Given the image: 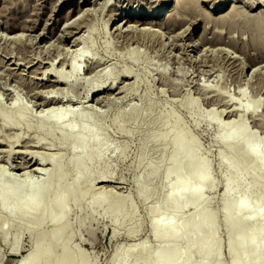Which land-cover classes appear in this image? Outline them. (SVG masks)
<instances>
[{"label":"rangeland","instance_id":"rangeland-1","mask_svg":"<svg viewBox=\"0 0 264 264\" xmlns=\"http://www.w3.org/2000/svg\"><path fill=\"white\" fill-rule=\"evenodd\" d=\"M159 1L91 0L89 6H93V14L90 17L92 21L88 20L91 24L88 28L87 26H84L85 29L82 27L81 33L84 32L83 34H77L81 38L85 35L89 39L86 42H80L78 47L76 45L71 47L72 43H75L72 41L73 37L66 39L64 43L58 39V34L64 25L68 6L81 5V0L66 2L65 0H0V27L4 28L17 23L24 27L22 29L24 31L19 29L24 41L8 40L1 37L0 32V80L2 81H0V150L3 148L0 151V188L2 183H13L7 180V176H4L1 169L4 166L7 167L6 174L9 173L10 179L16 183L25 181L33 183L36 187L53 174L52 165L44 163L43 166L37 164L41 169L30 170L27 176L26 174L23 176L21 173L23 170L21 171L18 166L25 164L26 159H31L33 153L30 152L31 150L34 153L38 151L37 154L41 155L47 153L54 155L56 163L63 168L64 179L71 181L74 165L70 162V157L72 154H79L82 147L69 144L66 138L80 131L82 120L77 116L80 113L87 114L88 118L85 122L90 127L99 128L101 131L100 141L89 139L86 145L85 152H91L93 159L87 164V172L82 174V179H86L91 174L92 179L97 176L110 179V181L97 180L94 184L91 181V185L85 181L72 190H65L63 183H59L55 191L42 192V199L36 208H28L23 213L8 214L3 201L0 200V217L7 218L5 223L7 238L4 239L0 234V264H17L16 261L22 253L36 243L38 235L43 236L52 229L49 218L56 207L50 206L45 211L42 222H38L37 219L47 201L56 193L61 192L66 195L63 218L65 226L60 232L58 243L66 244L65 248L72 259V264L82 262L85 264H114L122 259L124 254L126 264L141 263L146 252L152 255L161 244L177 246L182 249L183 254L189 256L188 261L182 259L179 264H198L202 254L196 247V238L200 241L206 238L209 232L205 230L196 235V232L192 233L190 230L191 212L195 208L190 196L185 198L186 206L180 209L175 219L177 225L187 227L179 241L157 237L152 229L153 219L174 209L168 202H163L156 211L153 210V206L170 191L169 176L165 174V169L178 165L181 172L188 177V182H194L201 174L200 169H191V162L195 159H198L200 163H207L209 167L210 181L203 183V199L196 203V209L209 212L214 216L215 238L212 251L215 255L211 262L212 264H232V255L229 250L232 232L224 221L223 190L226 182L225 175L233 173L229 171L222 159L233 162L241 161L239 171L243 173L245 182L236 186L234 195H242L248 188V183H252L253 188L250 194L252 204L258 200L264 205V195L258 196L259 189L264 185V171L256 161H251V156L245 152L246 143L244 144L247 135L251 136L248 145H254L259 141V153L264 158V73L252 75L251 68L246 67L242 70L233 67L227 60H224L218 47L225 45L230 54L238 47L241 50L238 49L235 54H240L244 63L250 61L258 63L259 58L264 56V26L254 24L248 15L253 16L257 13L264 15L262 12L264 0H256V3L255 0H225V6L229 3L230 6L222 11L215 9V6L221 4V0H199V3L195 4L196 7L195 5L190 6L191 12L190 10L178 12L175 1L167 3L158 14V19L162 18L165 21L166 13L172 8L174 12L177 11L178 19L182 18L180 12H185L183 14L187 16L183 14L182 16L191 26L189 30H186L185 27H188L185 26L187 25L186 20L181 24L182 26L179 25L178 31L181 28L183 34L179 32L180 36L178 35L177 40L173 39L175 31L177 34V28L173 31L165 27L161 28L160 25L154 26L155 28L158 26L160 31L163 29L159 31L158 39L166 44L157 45L153 41L151 43V41L142 40L139 36L135 37L137 39L131 38L130 40V36L128 38L127 35L123 36L115 31L116 25L123 24L121 18L130 6L136 8L137 11L141 10L144 12L143 15L149 17ZM54 3H56L55 6ZM234 4L238 6L235 9L239 7L241 9V11L235 10L238 11L236 15L233 12L234 15L230 13ZM112 11L113 13L115 11L114 18L106 24L108 20L106 18L110 17ZM223 13H229L230 15H227L231 18L227 17V20L223 22H216L215 20ZM43 25L48 27L45 29L47 39L52 40V43L48 41V45L52 46L48 49H46L47 41L41 39V36L36 37L39 31L44 30ZM30 26H32L31 30L28 29ZM2 30L0 28V31ZM115 32L117 35L114 34ZM162 32L167 36L166 34L163 36ZM203 35L208 39L213 37L219 40L224 39L221 41L224 43L217 45L203 43L198 51L193 50L192 46L188 50L185 49L191 37L198 41ZM43 44L46 46L43 47ZM208 44L211 46H207ZM62 46H66L67 49ZM204 46L207 48L203 50ZM53 47L55 48L50 52ZM43 48L50 54H47ZM60 48L65 51L62 50V52ZM40 49L42 56L39 55ZM48 55L53 57L47 58ZM19 56L24 58H19ZM52 58H55V61ZM71 61L78 65L79 70H71L68 64ZM50 63H53L56 69L63 68L69 73V83L59 84L61 87L50 84L54 76L45 74ZM104 66L102 74L109 77L106 86H109L112 79L116 82L115 86L113 85L112 88L110 86L108 89L106 87V92L101 93L105 95L103 100L106 99L102 100V103V101L97 102L96 99H92L91 95L88 96L86 88L90 74L95 71V68L97 70ZM261 67L262 65H259L258 69ZM20 71L25 73L22 72V74ZM126 71L129 75L122 76ZM261 71L264 72V66ZM34 73L35 76H33ZM98 82L96 80V83ZM31 84L34 85L33 88ZM123 85H128L129 89L125 86L126 90ZM2 86H5V89ZM121 86H123L122 89L119 88ZM63 88L68 95L72 96V99L65 96ZM51 89H54L52 94L68 97V99L64 98V101L68 106L71 104V109L61 117L60 122L64 126L72 124L71 130H63L60 125L52 126L49 122H45L42 129L38 127L43 119L42 115L48 113L47 110L43 111L48 109V106L42 104L44 102L42 98L47 93L45 91ZM20 113H22L21 117H19ZM5 116L10 121L9 125H5L2 121ZM238 125L242 128L239 137L229 143L219 140L220 133ZM177 135L182 137L184 143L192 145L191 161L188 158L182 159L181 162L172 160L173 155L181 156L185 150L183 145L174 142ZM38 137L41 138V143L35 141ZM12 146L14 150L12 157L7 156L9 158L7 160L4 153ZM17 149L23 150L17 152ZM150 165L158 167L161 173L149 175L148 166ZM100 185L101 187L105 185L106 190L108 189L102 194L105 200L101 203L93 200L94 193ZM141 188H147L151 193L150 196H142ZM7 201L10 204L14 203L13 198ZM112 202H115L117 206H110ZM118 212L121 214L118 215ZM262 224L264 223L260 221L244 222L242 224L244 231L239 233L238 237L245 240L246 231ZM17 227L22 232L20 239H16ZM189 237H192L194 242L191 247L187 246ZM48 247L52 257L62 256L60 246L52 243ZM260 257L264 259V253ZM255 260L251 255L244 256L245 262ZM41 264H49V259L44 258Z\"/></svg>","mask_w":264,"mask_h":264},{"label":"bare ground","instance_id":"bare-ground-1","mask_svg":"<svg viewBox=\"0 0 264 264\" xmlns=\"http://www.w3.org/2000/svg\"><path fill=\"white\" fill-rule=\"evenodd\" d=\"M60 1H63V0H60ZM66 1H68V0H65V2ZM81 1H82L81 5L78 4L77 6L75 5L74 7L68 6L67 12L65 13V21L63 23L64 25L62 24L63 26L61 28V32L58 34V39L61 42H64L66 39H71L73 37L72 41L75 42V43L74 44L72 43L71 47L72 46L74 47L75 45L77 46L80 42H82V41L86 42L89 39L85 35H82V38H81V36H77V34L81 35V34L84 33V32L81 33L82 27L84 28V26H87V28H88V26H90L91 23H89L88 20L92 21L90 17L92 16L91 14H93L92 3H91L92 7L89 6L91 0H81ZM108 1H110V0H108ZM172 1L176 2L175 6L177 5V7H178L177 11L178 12L182 11V10L185 11V12H188L191 9L190 6H194L196 4V2H198L199 0H161V1H159V3H157V5H156L157 7L152 11L153 14L149 15V17L146 16V15H143L144 12H142L141 10L137 11L136 8H133V6H130V8L127 11H125V13L123 14V16L121 18V22L123 24L122 25H119V24L116 25L115 26V31H117L119 34H121L123 36H125V35H127V37L130 36V40H132L133 38L139 36L140 38L142 37V40L145 39L147 42L151 41V43L154 42V43H157V45L164 44L165 42L161 43V41L158 39V34H159V31H160L158 29V26L156 28L154 26L160 25L161 28L165 27V28H167L169 30H173L174 31V29L179 27V25L183 24V22L186 20L185 17H183V16H187V15L183 14L185 12H183V13L180 12L181 13L180 17H182V18L179 17L180 19H178L177 11L174 12L172 10V8H171L166 13L167 14V19L165 21L162 20V18L158 19V17H157L158 14L164 9V7H165V5L167 3H172ZM257 1L255 0V3ZM56 3H54V6H55ZM220 3L221 4L219 6L218 5L215 6V9H217V11L226 10L230 6V3H229L228 6H225L226 5V1L225 0H221ZM98 4H99V2H98ZM234 5H233V8L231 6L232 9L231 8L230 9L232 11L229 9L231 11V12L230 11L229 12L230 13L233 12L236 15V14H238L237 13L238 11H235V10L241 11V9H239L240 7L238 9L237 8L235 9V7H238V6H236V4H234ZM151 6H153V5H151ZM194 7H196V5ZM52 8H53V6H52ZM95 8H96V6H95ZM94 10H96V9H94ZM109 10H113V9H109ZM193 10H196V9H193ZM198 11L199 10H197V12ZM201 11L202 10H200V12ZM261 11H262V9H261ZM190 12H191V10H190ZM262 12H264V9H263ZM114 13H115V11H114ZM114 13L112 11V13H110V17L108 16L109 18L108 17L106 18V19H108L106 21L107 22L106 24H109V22L114 18V15H115ZM175 14H176L177 18L175 17ZM182 14H183V16H182ZM199 14H201V13H199ZM227 14H229V13H223V14L220 15L221 17L219 16L216 20L215 19L214 20L216 22H219V21L223 22V20L225 21V20H227L226 18L229 17ZM201 15L203 16V14H201ZM0 16H1V14H0ZM88 16H89V19H88ZM248 16H250V18L253 20L254 24L260 25V26L261 25L264 26V15H259V13H257V15H253L254 17L251 16V14H249ZM229 18H231V17H229ZM12 19H14V18H12ZM196 22H198V21H196ZM186 23H187V20H186ZM3 24L5 25L4 22H3ZM24 25H26V24H24ZM43 26H44L43 27L44 30L41 31V32L39 31L38 32L39 34L36 37H40L41 36L40 38L41 39L43 38L45 41H47L46 45H48L49 44L48 41L50 39H47L46 30H45L48 27H46L45 25H43ZM185 26H188V27H185V28H187L186 30H189L191 25L189 26V24L187 23V25H185ZM2 27H0L1 29H3L2 31H0L1 32V37H5L6 39L12 40V41H21L23 39V34L21 33V31H19V29L22 30L24 27H21V25H19L18 23L6 26L4 28H2ZM31 27L32 26H30V28H28V29L31 30ZM185 28H183V29H185ZM162 30L163 29H161V31ZM22 31H24V30H22ZM107 31L109 32V29ZM110 31H112V30H110ZM164 32H162V34ZM179 32L182 33L181 28H180V31H178V28H177V34H175L176 31L174 33V35H177V37L176 36L174 37L173 34H170V35H173V39L174 38L178 39V37L180 36ZM32 34L34 35V33H32ZM114 34H116V32ZM165 34H163V36H165ZM121 35H119V36H121ZM185 35H186V33H185ZM205 35H203L202 38L198 39V41L194 37H191V40L189 41V43L187 45L188 47H186V48L183 47V45H185L183 43H182L183 45H181V46L183 48L187 49V50L189 49L190 46H192L193 50L195 49V50L198 51V50H200V45L203 44V43L204 44H207V43H211L212 44V43H214L215 45H217L219 43H224V42H221L222 40L224 41V39L219 40V39H217V37H215V38L213 37L212 39H208ZM217 35H219V34L217 33ZM74 36H76V37H74ZM166 36H167V34H166ZM169 36H168V38H169ZM215 36H216V34H215ZM219 37H220V35H219ZM27 38L30 39V37H27ZM137 38H135V39H137ZM170 38L172 39V36ZM222 38H224V37L222 36ZM163 40H164V37H163ZM22 41H24V40H22ZM34 41L37 42L36 40H34ZM55 41H53L54 44H55ZM124 41H125V39H124ZM138 41H140V40L138 39ZM173 41H175V40H173ZM49 42L52 43V40H50ZM126 42H128V41H126ZM133 42H135V41H133ZM147 42H145V43H147ZM29 43H30V41H29ZM130 43H132V41ZM170 43H173V42H170ZM228 43H229V41H228ZM149 44H150V42H149ZM32 45H33V43H32ZM37 45H35V46L38 49ZM43 45H44L43 47L46 46L45 44H43ZM176 45H177V41H176ZM209 45L210 44H208L207 46H209ZM58 46H61V45L58 44ZM164 46H166V45H164ZM207 46H204L203 50H204V48H207ZM232 46H234V45H232ZM46 47H47L46 49H48V47L51 48L52 46L48 45ZM62 47H64V46H62ZM151 47H152V45H151ZM54 48L55 47H53L50 52H52ZM46 49H44V51L47 52ZM65 49H67V47ZM65 49L63 50V48H62L63 51H65ZM218 49L221 52V54L223 55V57L225 58V59L224 58L223 59L227 60L230 64L233 65V67H236V68L242 69V70L245 69L246 67L247 68H251L252 75L253 74L254 75H258V74L264 73V72L261 71V68L264 66V56H263L264 54L263 55L261 54L263 57L259 58L258 63L257 62H252V61L244 63L243 58L240 56V54H235V52H237L238 49H240V48L237 47L236 49H234L232 54H230L227 51L228 48L225 45H219ZM59 50H61V48ZM206 50H208V49H206ZM67 51H69V50H67ZM75 51H77V49ZM40 52H41V49H40L39 53ZM47 54H50V53L47 52ZM39 55H41V53ZM36 56H38V55H36ZM49 56L50 55H48L46 57L48 58ZM51 57H53V56H50V58ZM14 58H15V56H14ZM19 58H24V57H20L19 56ZM32 58H31V60H32ZM25 60H27V59H25ZM28 60H29V58H28ZM43 60H45V59H43ZM13 61H14V59H13ZM39 61H40V59H39ZM45 61H47V60H45ZM94 61L96 62V60H93V62ZM98 61H100V60H98ZM198 61H200V60H198ZM20 63H23V62L20 61ZM41 63H42V60H41ZM89 63H90V61H89ZM100 63H102V62H100ZM29 64H31V63H29ZM68 64L71 66L70 68H71L72 71L73 70H79L78 65L75 64L74 61H71ZM27 65H25V66H27ZM46 65L45 66L48 67V64H46ZM86 65H88V64H86ZM259 65H262V67L260 69H258ZM94 66H95V64H94ZM10 67L11 66H9V68ZM86 67L87 66H85V68ZM12 68H14V67H12ZM19 68L21 69V67H19ZM92 68L94 69L93 66H92ZM97 68H99V67H97ZM104 68H105V66L100 68V69H97V70L95 68V71H93V72H92V70L90 68L92 73L90 74L91 76L87 79L88 87L86 89L88 90L87 91L88 92V96L91 95L92 99H94V100L96 99L97 102H101L103 100L104 96H105V95H101V93L102 92L104 93V91L106 92V90L110 86H111L110 88H112V86L116 82L115 79H112L109 82V86L108 87L106 86V85H108L107 81H108L109 77L108 76H104V74H102V72L104 71ZM23 69H24V67H23ZM31 70H33V69H31ZM35 70L38 71V69H35ZM20 72L21 73L22 72L25 73L24 71H20ZM30 72H32V71H30ZM35 73H36V71H35ZM35 73H34L33 76H35ZM46 73L49 74V75L51 74V76L52 75L54 76L50 80L51 83L48 82V83L52 84L53 86H58L59 84H62V83H65V82L69 83V81H70L69 73L65 72V70L63 68L56 69L53 66V63H50L49 68L45 70V74ZM89 73H90V71H89ZM28 74H30V73H28ZM128 75H129V73L126 71L122 76L127 77ZM39 78H40V76H39ZM96 80L99 81V82L96 83ZM44 83H43V85H45ZM52 85H50V86H52ZM32 86L34 87V85L31 84V87ZM119 86H120V83H119ZM123 86H121L119 88L122 89ZM125 86L128 88V85H125ZM125 86H124V88H125ZM6 87L9 88V86H6ZM59 87H61V86L59 85ZM106 87H107V89H106ZM117 87H118V85H117ZM54 89L45 91V92H47L49 94L46 93L44 95V98H42V99H44V102L42 104L48 106L47 107L48 109H44L43 111L47 110L48 113L46 115H42L43 119L40 121L38 127L40 129H42L43 124L45 122H49L52 126L53 125L54 126L55 125H60L63 130H71L73 125L72 124H66L64 126V125L61 124L60 119L65 114H67V112L70 111V109H71V107H70L71 104H70V106H68V104H66V102L64 101V98L68 99V97H69V98L72 99V96L68 95V92L65 91L64 88H63V91H65V96H68V97H65L63 95L52 94ZM120 89H118V90L121 91ZM43 90H45V89H43ZM34 91H36V90H34ZM37 93H38V90H37L36 94ZM119 93H121V92H119ZM39 96H41V95H39ZM34 97H36V96H34ZM16 98H17V96H16ZM105 100H103V101H105ZM103 101H102V103H103ZM69 102H71V101H69ZM96 104H98V103H96ZM42 108H46V107H42ZM21 116H22V113H20L19 117H21ZM77 116H78V118L80 117L81 120H82L81 129H80V131L78 133H75L72 136H70V138H66V141L68 140L69 144H71L73 146H81L82 147V150H81V152L79 154H72L71 157H70V162L73 163V165H74V168H73V179L71 181H66L64 179L63 168H62V166L60 164L58 165L56 163L54 155L49 154V153H47L45 155H41L40 153L37 154L38 151L36 153H34V151L31 150L30 152L31 153L33 152L31 159L30 160L26 159L27 161L25 162V164H20L18 166L21 169V171L23 170V172L20 171L21 173H23V176H24V174H26L25 176H27V173L29 174L30 170L36 171L37 169H41L40 166H38V165H42L44 163H47V165L48 164L52 165V167L54 168V172H53V174L50 177L45 178L39 184V186L36 187V186L33 185V183H30V182L23 181V182H21L19 184L16 183L15 181H13V179H10L9 173L6 174L7 167H5V166L1 167L2 172H4V176H7V178H8L7 180H10L11 182H13V183H2V186L0 188V200L3 201V203L5 205V209L8 212V214L23 213L28 208H36L38 206V203L42 199V197H41L42 192L46 191V190L55 191V189L57 188L59 183H61V184L63 183L65 190H72V188L77 187L80 183L85 182V181H87L88 185H91V181H93L92 182L93 184L97 180H99V181L100 180L101 181H110V179L102 178V176H99V177L97 176L95 179L93 178L94 179L93 180L92 179V174L89 175L86 179H82V174L87 172V164L93 159V155H92L91 152H85L86 145L88 144L89 139H94L95 141H100L101 140V131H100L99 128L90 127L85 122L87 120V118H88L86 113H80ZM2 121H3V123L5 125H9L10 124V121L8 120V117H6V116L2 118ZM241 132H242V128H241L240 125L234 126V127H230L225 132L220 133L218 138H219L220 141H223L225 143H229V142L233 141L234 139H236L237 137H239ZM250 137H251L250 135H247V137L244 140V144L246 143L245 144V147H246L245 148V152L249 156H251V158H252L251 161H256L257 164L260 166L261 170L264 171V158L261 157L260 153H259L260 152L259 141H257L256 144H254V145H248ZM162 138L164 139V136ZM17 140L19 141V138H17ZM35 141H37V143H41V138L38 137ZM174 142L176 144H178V145H183L185 150L183 151V154L181 156L179 154H176L175 156L173 155L172 156V160L181 162V160L184 159V158L190 159L191 158L192 148H193L192 145L187 143V142L184 143V141H183V139H182V137L180 135H177L175 137ZM13 146L11 148L7 149L8 150V151H6L7 153L6 152L4 153V154H6L5 155L6 157L7 156L8 157H12V153L14 151L13 150ZM18 150L21 151L23 149H17L16 151L18 152ZM8 157H7V160L9 159ZM33 160H34V162H33ZM222 160L228 166L229 171H231L233 173V174H229L228 173V174L225 175L226 176V178H225L226 182H225V186H224V190H223L224 202H225V210H224V214H223L224 215V221L230 227L231 232H232L230 243H229V250H230V253L232 255V264H264V259H261V257H260L264 253V224H262V225H260V226H258L256 228H252V229L246 231L247 238L245 240H242V239H240L238 237V234L244 231V229L242 228V224L244 222L260 221V222L264 223V205L258 200H256L252 204L251 199H250L251 190L253 188V184L252 183H248V188L245 190V192L242 195H238V196L234 195L236 186L239 185V184H243L245 182V178H244L243 173L241 171H239V166L241 164V161L233 162V161H229V160H227L225 158H223ZM190 161H191V159H190ZM14 165H16V164H14ZM35 165H37V166H35ZM45 167H46V165H45ZM45 167H42V168H45ZM195 168H196V170L200 169L201 170V174L199 175V177L194 182H190V183L188 182V177L181 172V169H180V167L178 165H174L173 167H168V168L165 169V171H164L165 174L167 176H169L168 185H169L170 191L161 200H159V202L156 205L153 206V210L156 211L158 209L160 203H163V202H168L169 204H171L174 207V209L171 210L168 213H165L163 216H159V217L153 219V221H152V229H153L154 235L157 236V237H160V238H163V239H171V240H173L175 242L179 241L181 239V237L184 235V233L186 232L187 227L185 225H181V226L177 225L175 219H176V216L178 215V212L180 211V209L183 208L184 206H186V199L185 198L190 196L192 198L193 203L195 204V208L191 212V217H190V221H191V224L189 226L190 230L192 231V233L196 232V235L200 234L201 232H203L205 230H207L209 232L208 236L206 238L201 239L200 241L196 238V247L200 250V252L202 254L201 255V261L198 264H212L211 260H213L214 255H215L214 252L212 251V244H213V240L215 238L214 216L211 213H209V212H203V211H201L199 209H196V203H199L203 199V187H202V185H203V183L205 181H210L209 177H208V168L209 167H208L207 163H200L198 159H195V160H193L191 162V169L195 170ZM148 172H149V175H159L161 173V171H160V169L158 167L151 166V165L148 166ZM16 174L18 175V173H16ZM107 190L105 188V185L104 186L102 185V187L100 185V187H98V190L94 193L93 200L94 201H99L100 203L104 202L105 198L102 197L103 196L102 194L104 192H106ZM140 194L142 196H144V197H148V196H150L151 193H150V191L147 188H141L140 189ZM262 195H264V185H263L262 188L259 189V195L258 196L260 197ZM10 198L14 199V203L13 204L8 203L7 200L10 199ZM65 201H66V195H65L64 192L56 193V195L53 198H51L49 201H47V204L45 206H43V208L41 209V212H40V214L38 216V219H37L38 222H42L43 215H44L45 211L50 206L56 207L55 211H53V213L51 214V216L49 218V222L51 224V228L52 229H50V231L45 233L43 236H41V235L39 236L38 235V239L36 240V243L33 244L30 248H28L25 252L22 253V255L16 261L17 264H41V262H42V260L44 258L49 259V264H72V259L70 258V255H69V253L67 252V250L65 248L66 244L65 243H62V244L58 243V240L60 239V232L62 231V229L65 226V222L63 221L64 213H65ZM109 205L110 206H115L116 204H115V202H112ZM120 214L121 213L118 212V215H120ZM6 222H7V218H5L3 216L0 217V234L3 236L4 239L7 238V234H6V230H5V223ZM17 231L18 232H16V239H20V235H21L22 232L20 231V228H18ZM52 243L55 246H60L61 247V249H62V256L61 257H52V255L49 253L48 245L52 244ZM193 244H194L193 238L189 237L188 240H187V246L191 247ZM246 254L251 255L256 260L254 262H245L244 261V256ZM217 255H218V252H217L216 256ZM182 259H183V261H188L189 260V256L183 254L181 248H179L177 246H174V245L173 246L172 245L171 246H165V245L161 244V245H159L158 249L152 255H149L146 252L144 254V256H143V259L141 260V263L140 262H135L133 264H179V262H181ZM81 264H85V263L82 262ZM114 264H126V255L124 254V257L122 259H120L119 261H116ZM180 264H182V263H180Z\"/></svg>","mask_w":264,"mask_h":264}]
</instances>
